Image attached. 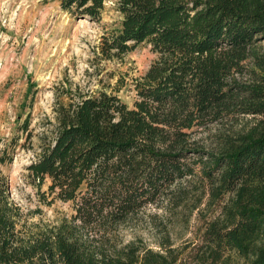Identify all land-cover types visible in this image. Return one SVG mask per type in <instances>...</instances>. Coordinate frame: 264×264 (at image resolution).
<instances>
[{
    "label": "trees",
    "instance_id": "trees-1",
    "mask_svg": "<svg viewBox=\"0 0 264 264\" xmlns=\"http://www.w3.org/2000/svg\"><path fill=\"white\" fill-rule=\"evenodd\" d=\"M57 1L95 22L105 4ZM116 8L120 28L100 37V58L148 45L155 59L134 83L131 108L103 88L55 90L52 137H41L26 170L43 204L72 202L73 214L23 234L0 171V264H264V0H116ZM239 117L252 122L213 151L190 140L194 129ZM14 146L1 150L0 166L13 162ZM193 155L209 210L196 242L124 244L117 231L130 217L169 196L182 205L185 189L174 190L194 174Z\"/></svg>",
    "mask_w": 264,
    "mask_h": 264
},
{
    "label": "rangeland",
    "instance_id": "rangeland-1",
    "mask_svg": "<svg viewBox=\"0 0 264 264\" xmlns=\"http://www.w3.org/2000/svg\"><path fill=\"white\" fill-rule=\"evenodd\" d=\"M120 23L116 0H105L98 22L71 16L57 0H0V152L10 143L15 145L13 162L0 166V171L9 178L12 199L22 212L18 227L23 234L73 214L72 202L43 204L26 170L39 152L41 137H52L55 90L86 94L103 88L115 92L131 108L137 98L134 83L155 59L148 45L139 46L121 60L100 58V37L120 28ZM234 78L245 81L246 76ZM26 118L29 128L24 133ZM250 122L247 117H239L237 122L223 120L194 129L190 140L203 151H213L219 137ZM197 158L193 155L190 162L194 174L174 190L178 194L185 189L182 205L175 207L171 197H165L158 206L130 217L118 228V239L124 244L141 242L156 251L167 236L174 248L196 242L199 218L209 213ZM48 185L46 180L39 193H47Z\"/></svg>",
    "mask_w": 264,
    "mask_h": 264
}]
</instances>
